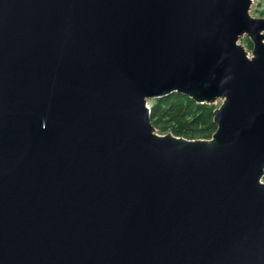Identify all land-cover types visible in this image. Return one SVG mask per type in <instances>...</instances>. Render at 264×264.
<instances>
[{"label": "water", "instance_id": "obj_1", "mask_svg": "<svg viewBox=\"0 0 264 264\" xmlns=\"http://www.w3.org/2000/svg\"><path fill=\"white\" fill-rule=\"evenodd\" d=\"M253 2L0 0V264H264ZM173 93L212 138L158 132Z\"/></svg>", "mask_w": 264, "mask_h": 264}, {"label": "trees", "instance_id": "obj_2", "mask_svg": "<svg viewBox=\"0 0 264 264\" xmlns=\"http://www.w3.org/2000/svg\"><path fill=\"white\" fill-rule=\"evenodd\" d=\"M264 14V11H261ZM248 47L252 44L247 39ZM152 122L160 133H173L187 138L210 139L217 129L214 122L213 103H198L179 93L153 99L151 102Z\"/></svg>", "mask_w": 264, "mask_h": 264}, {"label": "rangeland", "instance_id": "obj_3", "mask_svg": "<svg viewBox=\"0 0 264 264\" xmlns=\"http://www.w3.org/2000/svg\"><path fill=\"white\" fill-rule=\"evenodd\" d=\"M261 11H264V0H254L253 5H252V9H251L252 16L264 17V14L261 13ZM248 38L249 37H242L239 40V43L243 44L248 49V51L250 52L251 48L248 47V43H247ZM221 103H222V100H219L217 103H215V105L217 107H219L221 105ZM161 134H166V133H161Z\"/></svg>", "mask_w": 264, "mask_h": 264}, {"label": "built area", "instance_id": "obj_4", "mask_svg": "<svg viewBox=\"0 0 264 264\" xmlns=\"http://www.w3.org/2000/svg\"><path fill=\"white\" fill-rule=\"evenodd\" d=\"M249 55L251 56V53H249ZM219 101V100H218ZM218 101H216L215 103H217Z\"/></svg>", "mask_w": 264, "mask_h": 264}]
</instances>
